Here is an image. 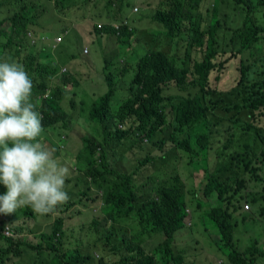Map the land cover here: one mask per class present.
Here are the masks:
<instances>
[{"label":"trees","instance_id":"obj_1","mask_svg":"<svg viewBox=\"0 0 264 264\" xmlns=\"http://www.w3.org/2000/svg\"><path fill=\"white\" fill-rule=\"evenodd\" d=\"M137 1L133 5L129 0H0V63L15 62L27 72L33 82L30 102L42 116V131L33 143L87 179L82 191L86 199L71 201L68 211L80 217L87 210L91 215V187L110 184L101 194L102 216L91 215L88 223L69 225L71 229L62 214L53 216L48 230L33 235L41 238L36 245L18 239L16 219L2 216L0 264L16 256V264H37L34 258L42 253H49L55 264H197L189 259L192 253L179 246L181 232L196 221L221 231L216 245L228 262L220 264H251L256 259L249 253H264L257 248L240 250L233 222L246 204L264 200V36L260 34L264 0ZM234 1L238 5H232ZM50 4L60 10L50 11ZM138 5L150 10L151 20L162 29L130 31L126 25L117 35L111 18L123 25ZM81 12L107 17V23L93 21L98 36L114 39L124 48L135 43L132 52L138 55L135 65L125 62L119 73L105 75L108 91L86 106V119L75 102L74 75L46 62V50L68 32L65 28L49 36L50 31L57 30L63 18L75 19ZM83 13L80 20H91ZM47 14L58 22L46 20ZM99 23L102 29L97 28ZM105 62L108 72L111 62ZM234 65L239 67V79L230 89L219 90L216 72ZM115 75L127 93L116 109ZM86 120L96 126L95 134H84ZM216 128L233 132L231 143L246 153L242 157L239 152H217L214 166L198 171L202 177L195 186L199 160L193 155L211 154L220 135ZM251 136L262 144L259 155L248 142ZM133 148L141 149L144 157L132 159ZM73 157L74 165L68 161ZM5 188L0 184V195ZM242 189H250L248 197L238 198ZM22 209L23 217L37 216L28 206ZM128 219L136 221L137 231L125 225ZM158 235L161 242L149 251L147 244Z\"/></svg>","mask_w":264,"mask_h":264},{"label":"rangeland","instance_id":"obj_2","mask_svg":"<svg viewBox=\"0 0 264 264\" xmlns=\"http://www.w3.org/2000/svg\"><path fill=\"white\" fill-rule=\"evenodd\" d=\"M131 4L137 5V0H129ZM82 0H74V3H80ZM232 5H238L235 1L232 2ZM226 7V5H222ZM50 11L53 9L54 12L60 10L59 6H54L50 4ZM52 8V9H51ZM114 8H118V5H114ZM138 8L139 12L134 13V9ZM129 13V21L132 22L131 27L136 30H161V26L158 23H155L151 20L152 12L143 6H136ZM232 8V7H231ZM82 13L75 19L67 18L62 20L61 24L58 26L57 30L50 31V35H53L59 30H66L68 32H64L61 35V41L56 39L57 44L54 48L50 50H46V62L47 64L58 65L63 72H71L76 80L75 87L73 89L75 97V102L78 104V109L81 111L80 113L85 117L84 113H86L89 107L86 106L91 105L92 101L108 91L107 81L105 79V75L108 73H119V69L124 66L122 63H130L135 65L138 55L137 53L132 52L134 49V44L129 48H124L123 45L119 43H115L114 39H107V37H99L98 31L94 29L93 21H103L108 22L109 19L107 17H103L98 13L86 14L83 13V17L89 16L91 20H80L82 18ZM121 16L120 14H118ZM46 20L51 19V23H57L58 20L55 16L45 15ZM115 19L117 17H112L115 23H118ZM55 26V25H53ZM52 26V27H53ZM51 28V27H50ZM46 36V35H43ZM41 49L40 46H36ZM88 48V49H87ZM88 50V53H86ZM105 60L110 61L108 72H105L106 62ZM136 66H134L133 70L135 71ZM219 78V90H228L233 87L237 80L239 79V67L237 65L227 67L225 66L224 70L221 73L216 72ZM113 74V73H112ZM114 75V74H113ZM133 75V71L129 74L131 77ZM115 83L118 86L117 93L112 100V106L114 109L118 107L119 104L125 100L127 97V93L124 90V84L121 79H119L115 75L114 79ZM69 111L71 108H68ZM85 109V110H84ZM87 121V120H86ZM96 126L89 123L87 121V128L84 131L85 135L95 134ZM53 137L55 140L59 139V135L53 133ZM225 138H220V141L217 140L214 145V149L211 151L210 155H206L203 157L202 152H197L196 155H193L195 159H198L199 162L195 163L197 167L196 178H194L193 184L196 186L202 177V174L198 171H204L206 166L210 168L214 166L217 160L214 158L215 154H217L219 148L222 146ZM248 142L252 146V151L256 154H260L262 151V144L260 141L255 143L254 137L251 136L248 139ZM234 152H239L242 157H244L246 151L240 145H235ZM132 159L142 158L144 157V153L141 152L139 148H133L130 153ZM199 157V158H197ZM188 158V157H187ZM75 158H69V163L74 165ZM126 166H129L126 164ZM70 169V174L66 178V191L68 192L69 199L66 203L58 206L56 214L52 213V216L49 214L46 215H38L33 218L23 217V209L19 208L15 213L9 215L0 214V219L2 216H5L8 219H16L14 227L15 232L20 240H25L30 242L32 245H36L41 238L38 236L33 239V235H38L40 231H46L49 229L51 222L53 220V216L62 214L66 217V227L77 228L80 224L88 223L93 216H102L101 207L103 205L101 194L110 187L104 184H95L91 187L90 196L92 201H89V208L92 209V217L89 215L87 210H84L83 216H78L77 213H73V211H68V204L71 201H75L78 199H86L84 195H82V191L87 188V179L80 173L74 166L71 164L68 165ZM156 169V166L153 167ZM264 172H261V176ZM151 184V181H148ZM256 184H252L254 187ZM249 186L251 189H242L241 195L248 197L247 192L255 193L256 191ZM7 191V188H5ZM214 199V197H213ZM213 204L214 201H208ZM26 207V206H24ZM251 210L249 212H245L243 210H239V216H236V227L234 232V240L237 243L240 250L245 251L249 248H257L259 251L264 250V200L250 205ZM31 210V208L29 207ZM75 209V207H74ZM66 212V213H64ZM72 218H70V217ZM125 225L129 227V229L133 232L138 230L137 223L134 219H128L124 222ZM189 223V220L187 221ZM10 224V223H9ZM192 223L187 224L188 229H184L181 233L182 237L179 240V246L182 248H187L192 254H189V259L194 261L197 264H219L222 262L227 263L228 258L225 253L221 252L217 248V243L219 241V237L221 238V231L218 228H215L209 222H201L196 221L193 223V226H190ZM12 225V224H10ZM17 228L23 229V234H20ZM71 229V228H70ZM33 241V242H32ZM0 240V247H1ZM161 242V237H155L150 240L147 244V249L152 250L158 243ZM196 249L192 250V249ZM10 255V253H5ZM249 258H253L255 260L254 264H264V253L258 254L251 253L248 254ZM37 264H55L52 259V256L49 253L39 254L34 258ZM19 261V257L16 256L14 261L7 262L6 264H16ZM31 262V257H30Z\"/></svg>","mask_w":264,"mask_h":264},{"label":"clouds","instance_id":"obj_3","mask_svg":"<svg viewBox=\"0 0 264 264\" xmlns=\"http://www.w3.org/2000/svg\"><path fill=\"white\" fill-rule=\"evenodd\" d=\"M114 23L110 21L113 29ZM103 26L99 23L97 28ZM260 26L263 29L260 34L264 36V20ZM32 89L33 82L21 65L0 63V184L7 188L0 195L3 215L13 214L24 206L38 215H46L69 199L66 191L69 167L53 159L49 151L41 150L40 143H33L41 134L42 116L30 102ZM215 131L220 133L215 142L225 138L218 153H234L233 132L219 128Z\"/></svg>","mask_w":264,"mask_h":264},{"label":"built area","instance_id":"obj_4","mask_svg":"<svg viewBox=\"0 0 264 264\" xmlns=\"http://www.w3.org/2000/svg\"><path fill=\"white\" fill-rule=\"evenodd\" d=\"M138 11H139L138 8H135L134 9V12L135 13H137ZM126 25L131 26L129 20L126 23H124L123 25L121 23H119V22L118 23H114V29H115V31L117 32L118 35L121 33V30L123 28H127ZM99 27L101 28V26H99ZM128 29L131 31L132 30V27H129ZM58 41H61V38H58ZM86 53H87V51H86ZM250 210H251L250 205L249 204H246L244 206V211L245 212H249ZM8 228H10V227H8V226L6 227V234L7 235H9V233H10V231L8 230Z\"/></svg>","mask_w":264,"mask_h":264},{"label":"crops","instance_id":"obj_5","mask_svg":"<svg viewBox=\"0 0 264 264\" xmlns=\"http://www.w3.org/2000/svg\"><path fill=\"white\" fill-rule=\"evenodd\" d=\"M240 212L236 213L235 216H239ZM255 263V262H254ZM254 263H251V264H254ZM220 264V263H219Z\"/></svg>","mask_w":264,"mask_h":264}]
</instances>
